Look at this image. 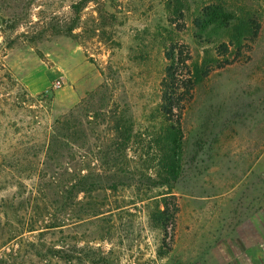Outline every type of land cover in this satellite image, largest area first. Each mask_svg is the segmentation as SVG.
<instances>
[{"label": "rangeland", "instance_id": "1", "mask_svg": "<svg viewBox=\"0 0 264 264\" xmlns=\"http://www.w3.org/2000/svg\"><path fill=\"white\" fill-rule=\"evenodd\" d=\"M180 51L214 70L171 178ZM0 264H264V0H0Z\"/></svg>", "mask_w": 264, "mask_h": 264}, {"label": "trees", "instance_id": "2", "mask_svg": "<svg viewBox=\"0 0 264 264\" xmlns=\"http://www.w3.org/2000/svg\"><path fill=\"white\" fill-rule=\"evenodd\" d=\"M211 10L212 8H209L207 10V15L205 18H199L194 21L195 26L198 29L197 37H199L200 39H204L205 42H208L212 35L216 34L213 31L208 32L207 29L209 23H212V15L209 14V11ZM208 20H210V22ZM252 25L255 31L254 34L258 35V31L261 28L260 23L256 20H253ZM221 49L227 50L226 45H222ZM167 56L169 58H172V55L170 53H168ZM187 60H190V56L187 54L184 56V52L180 51L177 65L175 62L173 63V65L166 69V77L164 78L161 84L162 112L168 120L175 121V119L177 118L176 126L174 124H171L169 127H167L165 138L166 144L168 146L166 145V153L164 154L166 160L164 166L168 172V175L171 178H174L179 163V155L177 150L179 149L181 137L180 140H178V135L180 133L179 126L181 125V118L185 110V106L187 103L193 100V94L196 89V86L204 78L208 77L214 70V67L195 65V72L192 73L189 69H187ZM180 68L186 69V72L184 70L180 71ZM60 125L62 124L58 122L57 126L59 129L57 131L55 130L56 135L55 133H53L49 140L47 155L51 160L54 158V156H59V151L61 152L62 149H65L63 137L66 136L67 132L64 129V126L62 127L63 131L60 132ZM81 192L86 191H84L83 189L81 190ZM165 206L166 210L161 211L159 214L161 218L160 226L163 230L166 231L168 225H175V219H173L175 217L173 213H177L178 209H174V211L171 213V211L169 210V205L166 204Z\"/></svg>", "mask_w": 264, "mask_h": 264}]
</instances>
